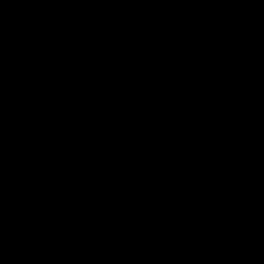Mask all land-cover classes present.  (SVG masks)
<instances>
[{"label":"water","instance_id":"obj_1","mask_svg":"<svg viewBox=\"0 0 264 264\" xmlns=\"http://www.w3.org/2000/svg\"><path fill=\"white\" fill-rule=\"evenodd\" d=\"M0 264H264V0H0Z\"/></svg>","mask_w":264,"mask_h":264}]
</instances>
